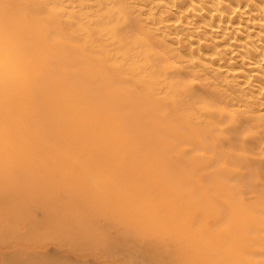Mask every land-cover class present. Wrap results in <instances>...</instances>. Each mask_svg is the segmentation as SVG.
Segmentation results:
<instances>
[{
	"label": "bare ground",
	"instance_id": "obj_1",
	"mask_svg": "<svg viewBox=\"0 0 264 264\" xmlns=\"http://www.w3.org/2000/svg\"><path fill=\"white\" fill-rule=\"evenodd\" d=\"M0 26L9 33L45 31L60 52L58 66L67 69L70 78L87 73L93 87L110 83L121 114L117 141L125 163L171 169L194 182L200 180L210 208L234 216L237 223L238 217L262 212L243 202L250 194L247 187L238 192L240 185L224 182L234 180L223 174L224 155L233 165L239 164L232 151L242 149L244 142L234 139L229 150L222 149L216 126L247 133L252 138L249 151L255 155L264 151V114H258L264 111V0H0ZM78 38L85 44H79ZM121 49L124 55L117 53ZM210 67L215 70L214 80L203 73ZM22 71L15 46L0 48V76L13 80ZM6 120L15 135L24 120L15 100L8 104ZM200 151L207 155L193 153ZM31 210L47 220L59 218L52 224L68 235L60 243L54 239L59 244L52 243L54 251H64L76 262L101 263V251L90 254L83 245L73 247V242L95 239L85 231L92 228L104 230L108 238L126 237L136 249L165 256L147 236L138 238L140 232L128 231L124 222L86 202L31 194L15 184L0 189V247L6 243L5 248H11V239L4 236L8 222L25 224L30 233H24V238L17 233V237L26 244L35 230L31 243L36 246L47 226L34 223L27 229ZM71 211L89 221L79 215L70 220L60 217ZM256 222L257 228L264 229ZM45 240L38 241V252H28L26 257L39 264L68 259L47 257L45 246L50 242ZM150 243L153 248L147 247ZM161 263L167 264V259Z\"/></svg>",
	"mask_w": 264,
	"mask_h": 264
},
{
	"label": "clouds",
	"instance_id": "obj_2",
	"mask_svg": "<svg viewBox=\"0 0 264 264\" xmlns=\"http://www.w3.org/2000/svg\"><path fill=\"white\" fill-rule=\"evenodd\" d=\"M9 43L23 71L13 80L0 76V189L15 184L86 202L146 235L167 264H221L204 226L193 227L192 202L166 195L175 189L158 169L122 160L121 114L110 83L93 87L87 73L70 78L45 31L0 26V48ZM12 100L24 116L15 135L6 120Z\"/></svg>",
	"mask_w": 264,
	"mask_h": 264
},
{
	"label": "rangeland",
	"instance_id": "obj_3",
	"mask_svg": "<svg viewBox=\"0 0 264 264\" xmlns=\"http://www.w3.org/2000/svg\"><path fill=\"white\" fill-rule=\"evenodd\" d=\"M24 1L25 0H16L17 3H23ZM83 11L87 12L89 10L85 9ZM78 42L79 44H85V41L80 38H78ZM87 45H90L89 42ZM117 53L124 55L122 54V49L118 50ZM203 73L209 79L214 80L215 70L213 67L206 69ZM261 113L263 115L264 111L260 109L258 114ZM160 116L162 115L160 114ZM166 124L171 123L166 122ZM225 126L226 125H224V127ZM216 127L218 129V133L221 135V139L217 141V144H219L222 149L229 150V145L234 139L239 142H244V144L241 143L243 147L242 149L232 151L236 154L235 158L239 160V164L233 165L227 159L226 155H224L225 160L222 161L223 163L221 166L223 174L234 178V180H225L224 182L229 183L231 186H234L235 184L240 185L236 188L238 192H244V189L247 187L250 194L244 196L243 202L251 205V207H257L262 210V212L257 215L253 214L244 216L242 217V220L238 217L237 223L234 216H224L219 211H213V209L210 208L207 204L204 187L203 184H200V180L194 182L185 173L177 172V174L175 171L174 173L170 171L171 169H159L162 174L167 176L168 181L171 180V177L172 182L174 183L172 187L175 191L166 195L176 196L180 199L190 200L192 202L193 227L199 228L202 225L204 226V239L206 244L213 249H217L214 251V259L221 261V264H252L253 261L259 264V262H264V229L261 228V225L259 228H257L256 225V221H258L264 226V151L260 155H255L253 151H249L252 138L247 133H230L224 128H219L223 127V125ZM182 148L188 149L189 146L183 145ZM193 153L197 155H207L201 151ZM31 212L33 214L29 213L28 215L32 218L27 221V229L30 227L34 228V223L36 226L41 225L42 228L46 225L47 228L43 229L42 231L44 232L39 234L40 239L37 238L35 246L31 243L35 239L33 237L36 234L34 233L35 230L32 232L33 236L29 235L32 236V240L30 241L31 244H26L25 239H23L26 236L24 233L29 234L30 232H27L25 224L19 226L18 224H10L8 222V228L4 236L11 239V248H5L6 243L5 246L0 247V264H39V262L27 258L26 254L28 252H38V241L41 242L44 238L50 242L45 246V254L48 255L47 257L57 259L58 261L60 259L63 260L68 258L64 260L65 262H61L59 264H83V262L79 263L74 261L73 257L64 251L63 253L54 251L56 247L52 244L54 239H60V243L66 241L67 239L65 238V235H68L67 232H64L60 228V226L56 227L52 224V221H58L59 218H48L47 220V218H44V215H41L42 213L39 211L31 210ZM49 215L51 217V212H49ZM77 215L80 216V214L71 211L68 214L61 213L60 217L65 220H70V218L77 219ZM81 218L83 221H89V219L83 217ZM127 230L137 232L136 229L129 228L128 226ZM85 231L90 232L91 235H95L96 237H93L95 239H88L85 242H73V247L76 248L78 245H83V247L89 249V253L101 251L104 259L102 258L100 260L101 263L95 264H162V261H166V259H168L167 256L159 257L158 253L155 251L148 253L147 250L145 251L134 248L132 243L127 241L126 237L124 239H117L113 237L108 238L107 234H105L106 232L102 229L96 230L95 228H92L85 229ZM17 233H19L23 238H20L21 236L17 237ZM143 235L144 234L140 232L137 237L143 239ZM131 236L136 238L134 234ZM55 244L59 245L57 243ZM139 245L141 246L139 248L144 247L142 244ZM145 245L147 246V244ZM147 247L153 248V243H150ZM92 248L93 250L91 251ZM60 249H65V247L60 245ZM123 249L132 252V254L124 253ZM225 254H233L234 260H231L233 258L231 256L225 257ZM96 255H98L97 252ZM86 262L87 263L84 264H94L90 259Z\"/></svg>",
	"mask_w": 264,
	"mask_h": 264
}]
</instances>
